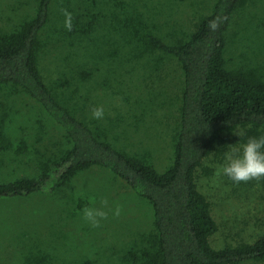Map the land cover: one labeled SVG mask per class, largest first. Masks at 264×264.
Here are the masks:
<instances>
[{"label":"trees","instance_id":"trees-1","mask_svg":"<svg viewBox=\"0 0 264 264\" xmlns=\"http://www.w3.org/2000/svg\"><path fill=\"white\" fill-rule=\"evenodd\" d=\"M29 2L31 9L23 19L10 29L0 27V90L30 98L62 131L66 148L36 158L32 174L0 178V204L35 195L55 198L75 176L99 168L124 183L150 211V231L141 240L132 239L123 251L127 264H241L263 259L264 232L250 243L222 248L211 244L217 222L200 184L212 164L221 163L233 148L236 154V147L244 144L243 156L264 175V13L258 0H206L177 17V0ZM241 11L250 13L247 26L236 20ZM113 33L120 39L112 40L116 53H106L101 44ZM53 51L66 62L79 61L78 71L87 69L83 81L99 74L98 60L147 64L156 55L161 63L155 71L166 59L176 61L181 82L172 98L177 113L170 125L171 156L159 163L148 150H130L119 145V139L114 141L127 137L126 117H109L106 125L99 111L90 114L85 105L74 104L72 93L64 95L67 81L54 80L44 66ZM59 83L64 88L56 87ZM8 116L0 115L4 171L18 162L16 142L5 128ZM134 117L139 120L140 115ZM92 195L85 190L86 198ZM135 231L126 229L124 234ZM71 264H96V259L86 254Z\"/></svg>","mask_w":264,"mask_h":264},{"label":"rangeland","instance_id":"rangeland-1","mask_svg":"<svg viewBox=\"0 0 264 264\" xmlns=\"http://www.w3.org/2000/svg\"><path fill=\"white\" fill-rule=\"evenodd\" d=\"M29 1L0 0V27L10 29L23 19L31 9ZM80 1L72 0L74 4ZM202 1L206 0H177L173 5L175 16L195 11ZM258 4L264 13V0H258ZM250 19L247 11L236 16L242 26H247ZM234 29L237 30L235 25ZM117 35H107L108 43L101 44L106 53H116L112 47L116 42L112 40H120ZM56 55L53 51L44 61L45 69L54 80L67 81H63L66 88L60 83L56 87L68 90L64 91L68 98L72 93L74 104L85 105L84 110L90 114L99 111L106 125L109 117H126L127 129L130 128L127 137L118 136L114 141L119 139V145L130 150H148L159 163L171 156L170 125L177 113L172 98L181 82L176 61L166 59L155 71V65L161 63L156 55L147 64L142 60H98L99 74L83 81L87 69L78 71L79 61L66 62L64 56ZM152 63L155 64L150 68ZM3 112L9 115L5 128L16 142L18 162L5 171L0 167V178L10 180L32 174L36 158L46 159L58 155L61 146L66 148L62 131L23 93L0 90V115ZM134 113L140 115L139 120ZM240 146L236 154L233 148L221 163L212 164L215 167L210 174L200 180L217 222V231L210 238L216 248L254 242L264 232V175L243 156L245 144ZM103 173L96 168L75 176L70 187L61 189L55 198L35 195L2 202L0 264H71L86 254L92 255L96 264H127L123 251L131 247L132 239L141 240L150 231V211L143 201L129 194L124 183ZM87 189L94 192L91 200L85 196ZM126 229H135L136 234H124ZM241 264H264V258Z\"/></svg>","mask_w":264,"mask_h":264}]
</instances>
